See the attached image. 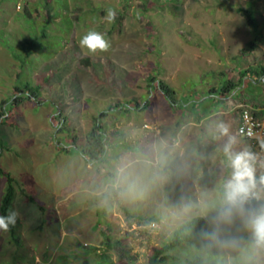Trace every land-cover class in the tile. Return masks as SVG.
<instances>
[{"label": "rangeland", "instance_id": "374dc122", "mask_svg": "<svg viewBox=\"0 0 264 264\" xmlns=\"http://www.w3.org/2000/svg\"><path fill=\"white\" fill-rule=\"evenodd\" d=\"M89 30L110 42L107 52L80 48ZM262 68L264 0H0V169L15 179L9 214L17 213L0 229V264H98L105 253L122 264L106 235L146 264L197 216L206 226L188 257L264 264L249 225L264 213V140L237 141L235 115L174 123L218 112L204 91ZM243 92L264 97L248 80ZM183 126L189 144H170ZM92 131L103 151L89 158ZM245 151L255 157L257 184L225 217L229 155ZM6 186L1 177L0 206ZM215 235L216 253L208 242Z\"/></svg>", "mask_w": 264, "mask_h": 264}, {"label": "trees", "instance_id": "16d2710c", "mask_svg": "<svg viewBox=\"0 0 264 264\" xmlns=\"http://www.w3.org/2000/svg\"><path fill=\"white\" fill-rule=\"evenodd\" d=\"M252 18V17H251ZM249 17L250 20H253V18L251 19ZM33 48V47H31ZM31 49H30V53H31ZM255 72L257 73V75L261 76L264 74V68H262L261 70H249V71H242L240 72L242 78L246 76V74L248 72ZM252 81L256 82V80L253 78L251 79ZM160 88L161 93L164 95V97L166 98L167 101H169V103L171 104L172 102V92L170 91V89H168L167 87H163ZM229 87H231V83H226L223 88L219 89V92H217V90H215L218 94L221 92V90H225L228 91ZM17 90H20L21 88H15ZM25 91H29L30 88L28 86H26ZM22 90V89H21ZM32 90H39V88H32ZM18 98L21 99L23 98V96H17L16 97V101H18ZM27 99V98H26ZM29 100H34L33 99V95L32 96H28ZM12 100V101H11ZM10 102H14V99H10ZM7 104V101H6ZM15 106V104H11V107ZM148 105V103L146 104V106ZM5 114L9 117L11 116L10 113H8L4 107V111ZM1 115L3 116V114L1 113ZM3 122V121H2ZM95 133V131H94ZM93 131L91 132L90 135V139H89V143L86 145L87 148L89 149V153L90 155L88 156L87 152L83 153V155L87 154V156L89 158H94L95 154L100 153L102 150L101 147V142L100 139L95 140L93 138ZM93 149V150H92ZM86 156V155H85ZM86 156V157H87ZM88 158V159H89ZM4 177L7 181V186L5 189V193L2 197L1 200V206H0V214L1 216H7L9 215V212L12 209L13 206V202L16 196V188H15V179H13L12 175L8 172H4L2 169H0V178ZM250 217L249 212H246V215L243 217V220H248ZM150 220H155L154 218H151ZM150 220H143V224H149L148 221ZM240 224H243V221L240 222ZM206 226V220L202 217H194L193 219L181 224L173 233V235L169 238V241L161 246L160 248H157L154 250L153 254L149 257L148 262L146 264H213L211 263L212 261H214L213 259H208L209 262H207V260L202 257V256H194V257H188L189 255H192V250H193V245L196 242L195 237L204 229V227ZM13 240H17L16 237L13 236ZM106 248L108 250H114L116 251V254L118 255V261H121L122 264H138L136 261V257L134 255L131 254L129 249H125L122 245L121 242H112L111 237H109L108 235H106ZM18 242V241H16ZM209 244L211 247L212 252H219L220 248V236L219 235H215L212 236L209 239ZM179 251H182L183 254L181 256L180 255L176 256V253H178ZM97 253V249H95L94 247H89L86 251L87 254L89 253ZM106 254V253H105ZM105 254L102 255V263H98V264H115V262H113V260H111L109 258V256H106Z\"/></svg>", "mask_w": 264, "mask_h": 264}, {"label": "clouds", "instance_id": "9594fccd", "mask_svg": "<svg viewBox=\"0 0 264 264\" xmlns=\"http://www.w3.org/2000/svg\"><path fill=\"white\" fill-rule=\"evenodd\" d=\"M116 18V12L109 8L104 19L111 23ZM79 46L85 54L96 55L107 52L111 44L100 32L89 30L79 41ZM227 152V148L225 149ZM233 169L231 178L224 186V195L228 205L224 213L225 217L230 216L233 209H241L256 187L257 179L253 162L255 157L250 152H240L229 155ZM259 183L264 184V176L259 178ZM17 213L11 212L7 216H0V229L7 231L10 225L16 222ZM256 242L264 245V213L253 215L249 220Z\"/></svg>", "mask_w": 264, "mask_h": 264}, {"label": "crops", "instance_id": "0c3cea01", "mask_svg": "<svg viewBox=\"0 0 264 264\" xmlns=\"http://www.w3.org/2000/svg\"><path fill=\"white\" fill-rule=\"evenodd\" d=\"M236 69V68H235ZM230 72H232L233 70H229ZM238 71V70H237ZM236 71V72H237ZM235 72V71H233ZM232 72V73H233ZM235 72V73H236ZM242 71H238V73H240ZM259 76V75H258ZM257 76H252V73H247L245 77H239L238 80H233L232 77H230V79L227 80V82L230 84L231 83V87H229L228 91H225L224 89L221 90V92L218 94L215 90L223 88V86L225 84L220 83V84H214L213 87L206 89V91H204V96L208 95V97H205L204 100H209L210 102H213V104H218V106H220V110L216 113H209L207 115H195L192 112L185 118L184 116H176L177 120H174L175 124H178L176 126L181 125L180 122H185L184 120L187 119L190 116L191 118H193L197 124L196 126H201V124L203 122H207V119L209 118H214V116H218L219 119H221V123H224L226 121L232 120L231 115H235L237 116V125L239 124V112L241 110V106H247L249 108H251L252 112L254 115H256L257 117H263L264 116V97L261 98H253L251 96H247L243 91L245 89V85L247 84V80L248 81H252L251 79H255L256 82L252 81L255 85L259 86V88L261 89L262 93L264 94V91L262 89V87L260 86L259 82H258V78H255ZM201 96V95H200ZM187 106V105H186ZM211 112V111H210ZM182 119V121H181ZM186 120V122H187ZM188 127H190V123H187ZM195 126V127H196ZM184 126L183 128H178L176 130H173L172 133L170 134V139L172 141H170V144H172V142L174 143H181L182 146H185V144H189L187 138L190 136V130L186 128V130H184ZM182 130H184V132H181ZM237 141L239 140H243V141H248V140H244L242 138H240L239 136L237 137ZM190 140V139H189ZM236 141V142H237ZM250 142V141H248ZM173 143V144H174ZM168 147H170V145H167Z\"/></svg>", "mask_w": 264, "mask_h": 264}, {"label": "built area", "instance_id": "2783aa9c", "mask_svg": "<svg viewBox=\"0 0 264 264\" xmlns=\"http://www.w3.org/2000/svg\"><path fill=\"white\" fill-rule=\"evenodd\" d=\"M258 82L264 91V74L259 76ZM240 108L239 124L236 129L237 136L253 144L264 140V116L257 117L247 106L243 105Z\"/></svg>", "mask_w": 264, "mask_h": 264}]
</instances>
